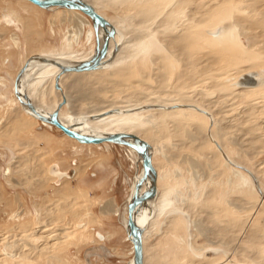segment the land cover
I'll list each match as a JSON object with an SVG mask.
<instances>
[{
    "label": "rangeland",
    "instance_id": "1",
    "mask_svg": "<svg viewBox=\"0 0 264 264\" xmlns=\"http://www.w3.org/2000/svg\"><path fill=\"white\" fill-rule=\"evenodd\" d=\"M101 1L99 12L114 21L117 28L126 30L129 37L141 36L143 28L152 27L157 28L160 39H150L148 46L140 48L142 51L134 49L135 59L126 60L125 64L111 63L106 68L61 78V86L72 97L74 111L79 114L95 105L114 107L137 96L151 103L174 86L183 87V96L167 98V105L190 103L178 105L174 115L164 112L169 107L144 105L132 114L141 116L140 124L124 118L110 125L136 132L156 149L152 159L158 167L157 198L161 205H169L158 210L149 224L144 263L264 264V197L253 189L247 174L222 159L206 136L208 117L191 108L204 109L202 101L228 96L216 113L217 118L213 116L215 125L211 132L230 157L252 169L264 189V128L250 133L264 123V94L259 93L264 90V0L255 7L249 5L252 0H194L200 12L208 13L202 16L190 1L187 9L197 11L191 16L188 10L179 13L177 22L169 24L168 29L158 17L169 12L178 0ZM11 10L19 17L20 28L14 27L17 23L0 22V81L7 80V101L0 98V252L6 243L15 242L24 244L22 250L33 257L31 263L25 264H130L132 244L126 238L124 218L135 183L134 162L141 167L138 158L129 146L117 143L81 146L55 127L29 118L20 111L11 88V78L26 55L82 54L93 49L97 38L86 37L93 24L89 19L80 28L82 16L36 8L22 0H0V17ZM233 21L238 22L244 35L231 42L233 48L227 54L211 46L207 30L221 24L229 28ZM249 36L254 43L246 54L250 59H246L242 49ZM114 42L118 43L119 37ZM124 51L132 53L128 47ZM248 71L259 73L260 90H244L245 96H234L239 88L232 82ZM52 73L48 71L45 78L50 103L55 104L58 97ZM38 80L33 96L43 85ZM150 92L155 94L147 95ZM47 103L42 98L37 105L43 107ZM256 108L261 112L250 121L241 118L244 110ZM152 112L156 121L151 119L153 123L142 125V116ZM59 115L69 118L68 107L62 106ZM18 124L24 127L18 128ZM54 164L63 171L76 168V176L45 179L51 176L48 168ZM111 199L113 208H118L116 214L104 207ZM80 224H86L84 239L73 241L69 237L55 250L46 252L41 246L36 249L38 252H31L32 243L55 241L56 235H46L49 230L59 228L66 232ZM0 264H10V260L0 257Z\"/></svg>",
    "mask_w": 264,
    "mask_h": 264
},
{
    "label": "bare ground",
    "instance_id": "2",
    "mask_svg": "<svg viewBox=\"0 0 264 264\" xmlns=\"http://www.w3.org/2000/svg\"><path fill=\"white\" fill-rule=\"evenodd\" d=\"M22 1L27 2L29 4H32L36 8L40 7V6L30 2L28 0H22ZM73 1H77V2L91 6L93 8V10L97 14L102 16L108 22L109 26H111L113 28V34L111 37L108 38L107 49H106L105 55L99 61L98 65L94 69L83 70V71H67V72L61 73L58 76V78H56V75L59 73L61 66H74L77 64H89L93 60V58L97 54V51L100 49L101 43H102L103 39L105 38V36L107 34V30H108L105 26H102L99 23L94 24L93 29H91L92 28L91 27L90 28L91 30L87 31L86 37L89 39V38H92V36L94 35L97 38V44H96V40H95V47L93 49L85 52V53H82V54H77L78 52H72L71 54H66V53H63V54H58V53L57 54L32 53L30 55H26L25 58L21 61V64H20L19 68L17 69L16 73L11 78V88H12L13 96L15 98L14 101L15 100L17 101L20 111L21 112L24 111L29 116V118L36 119V120L40 121L42 124H45L49 127H55L54 125L47 122V119L49 118V115L53 112V110L56 108L57 104L61 101V98L64 97L65 102L62 106L65 105L66 107H68V114H69L68 117L69 118L66 119V118H63L59 115V112L62 108V106H61L58 110V113H57V119L59 120L60 123H62L64 126L70 128L71 130H73V131H75V132H77L83 136H88V137H106L108 135L116 134V133L130 134V135H134V136L138 137L140 140L144 141L147 144V146H148L147 152H148V155L150 156V162H151V166L153 168L154 174H151L149 172L147 174L146 178L142 177V174H143L142 157L139 153H137L133 148L130 147L129 150L132 152L133 155L135 154V156L138 158V161L141 163V167H139V165L136 164V162H134L135 167L137 169L136 173H135V177H134L135 183H134L133 187L131 188L132 194L129 196V199L127 200V204H128L132 200L134 195L142 196V195L147 194L151 190V188H153V190H154L153 194L149 198L139 202L135 206V208L132 212L133 221H134L135 226L137 227V230L139 231V234H140L141 255H142L141 264H145L144 263V257H145L144 248H145V241L147 238L146 234H149V230H150L149 224L155 218L158 210H163V209L165 210L168 208V205H169V202H165L163 205H161V202H159L158 198H157L158 194L160 192V189L157 185L158 184V167L156 166V164L153 162V159H152V157H153L152 155H154L156 149L151 147L147 143V141L142 136L137 134L136 132H134L132 130H128L122 126L113 128L110 125H112L113 121H115V122L116 121H122V120H124V118L125 119L128 118L133 123L140 124L141 116L137 117V116L132 115V114L136 113L135 109H138V111H141V110H139V108H141V106H144V105H156V106H161V107H169L170 109L167 111H164V112L166 114L174 115L175 112L178 110L177 108H179L178 105H181V104L189 105L190 103L189 102H176V103H172L170 105H167V102H165L167 98L172 97V99H177L176 97H173V96L174 95L175 96L180 95L181 91L184 90L183 87L174 86L173 90H171L170 92L162 93V95H159V98H161L160 100H156V101L151 102V103L143 101V100L141 101L137 98L138 97L137 96V97H134L132 99L127 98L126 100H123L124 103L122 105H114V107H110V106L105 107V106L95 105L90 110H84L79 114L76 111H74L72 97H70L68 95V91H65L64 88L61 86V83H60L61 78L65 77L66 75H70V74H82L83 72H87V71H92V70L95 71V69L97 70L98 68H106L105 66H108L111 63L112 64L113 63L120 64V65H122V63L125 64L126 60L135 59V57H132L134 49L136 50L137 48H139V51H142V49H140L141 47L146 46L147 42L150 43V41H149L150 39H153L154 37H155V39H157L158 36H156V32H157L156 29L157 28L155 29L152 27L151 28L145 27L142 29V31H144V34H142L141 36H137L133 39V36H132V38L129 37L128 32L126 30H122L120 28H117L116 27L117 25L114 23V21H112L111 19H108L101 12H99L98 8L101 7V5H102L101 0H73ZM190 1L192 3H195V5L193 7L197 6V9L199 12L198 14L202 16L204 13L200 12V10L198 8L199 5H198V3L194 2V0H178L177 5H175L174 7L171 6L170 8H172V7L173 8L169 12L164 14L161 18L157 16L162 21V24L161 23H159V24H161L163 26L166 24V27H167V26H169V24L172 25V23L174 24L175 22H177L178 14L181 12L185 14V11H187L189 9L188 7L190 5ZM258 1H260V0H252V3H250L249 5L252 4L255 7V5L257 4ZM258 5L256 6L257 9H258ZM152 6H155V5L152 4ZM40 8L41 9H47V10H53L54 12L62 10L65 12L73 13L76 16L77 15L82 16L81 18H83L84 20L79 19L80 24H81V25H79L80 28L83 25V23H85L86 20H88V21L91 20V18H89L86 14H84L83 12H81L80 10H78L76 8H69L66 6H57V5H51L48 7H40ZM149 8H150V6H149ZM153 8H151V9H153ZM156 8L157 7H155L154 10H156ZM260 8H263V6ZM197 9H194L193 11L188 10L187 14L189 16H191V14L195 13V11H197ZM157 10H158V8H157ZM160 12H161V9H160ZM155 13H156V11H155ZM146 14H148V12ZM205 14L207 15L208 13H205ZM153 17H154V15H153ZM143 18L146 19L144 16H143ZM189 18L190 17H188V19ZM149 19H152V17L150 16ZM146 20H148V19H146ZM1 21H4L5 23H7L9 25H13V24L17 23V25H15L14 27L16 29L20 28L19 27L20 26V19L12 10L10 13L4 14L2 17H0V22ZM140 21H142V20L140 19ZM236 21H238V20H236ZM236 21H233V24L229 28H227L224 24L218 25L220 28L219 31H218L217 27H215L213 29H208L207 32L209 34L211 33L210 37H208V40L211 43V46L218 47L219 49L223 50V52L225 51L227 54L230 53L232 51V48H233V46L231 45V42H235L238 38H242V35H244L243 30L241 31L240 26L238 25V22H236ZM260 22H261V20H260ZM153 27H155V25ZM156 27H158V26H156ZM159 28L161 29V27H159ZM167 29H168V27H167ZM160 32H161V30H160ZM139 33H142V32L139 31ZM163 33L164 32H162L161 34H163ZM158 34H159V31H158ZM168 35H169V33H168ZM116 36L119 37L118 43L114 42ZM161 36H163V35H161ZM14 39H16V38H14ZM162 40H165V39H162ZM172 40L173 39L169 40V42L171 41L170 43H172L173 42ZM165 41H164V43H165ZM245 41H247L248 46L246 48L244 47L242 49L244 52L243 54L246 57V59H250L249 56L246 54L249 51H251V47L254 43V39H253V37L249 36L246 38ZM177 42H178L177 45L181 46V41L177 39ZM167 44H168V42H167ZM67 45L70 47L69 41H68ZM96 45H97V51H96ZM167 46H169V45H167ZM245 46H246V42H245ZM124 47L130 48L132 50V53L129 52L127 54L124 51ZM172 49L174 52L175 50L173 47H172ZM177 54H178V52H177ZM180 56H182V55H180ZM51 70L53 71V73H52L53 87H54V84L56 81L58 87L60 88V90H59V89H56L54 87V89L56 90V95L58 97V101L55 104L50 103L52 101V99H51V96L49 94V90H48V87L46 84V78H45L46 75H48V71H51ZM242 77L245 78L246 81L248 80L247 82H245L246 84L243 83L244 85H242V83L240 84V80ZM37 79H39L38 82L43 83V85H42V87H40V86L38 87L37 94L35 96H33L32 95L33 87H34V84L37 81ZM181 80H183V78ZM183 82H184V80H183ZM98 83H99V81H98ZM232 83L235 86H238V88H239L237 90V92H235L233 95L234 96H245L244 90H260V86L262 84V81H260V76L258 77V80H257L254 71H248V72L240 74L237 77V79L235 81H233ZM180 84H181V82H180ZM184 84H185V82H184ZM164 86H166V85H164ZM6 88H7V80L2 78V80L0 81V98L4 99V100L7 99L6 94L4 92V90ZM157 88L159 89L158 86H157ZM153 89H154V87H153ZM189 89H190V87H189ZM162 90H164V89H162ZM159 91H160V89H159ZM144 93H146V92H144ZM259 93L264 94V90L262 89ZM151 94H155V92H150L147 95H151ZM180 96L182 97L183 95H180ZM227 97L226 96H213L210 100L201 102V105L204 107V109L201 107H197V106H191V108L197 110L198 112H200V113H202L208 117L209 123H208V127L206 129L207 138L209 139V141H211V143H213V144H214V142L217 143V145L220 149L217 148L215 146V144H214V146L218 150L222 159L228 165L244 172L245 174H247V173L242 168L248 169L252 173V175L254 176L255 181L257 182V185L261 191V194H259L257 192L256 187H255L252 179L250 178V176L248 174L247 175L249 176V178L251 180V184H252L253 189H255L256 192L262 198V197H264V189L262 188L260 181H259L258 177L256 176V174H254L252 169L247 168L246 166L242 165L241 163H238L236 160H234L232 157H230L227 154V152L224 150V148L222 147L220 142H218V140L216 138H214V136L211 132L212 127L214 126V117L217 118L216 116L218 114L216 115V113H218L220 111V109L224 105V102H226L225 100ZM42 98L47 99L48 103L46 106L40 107L38 105L40 104V101L42 100ZM156 98H158V97H156ZM114 110H117V112L112 113ZM133 110H135V111L133 112ZM124 111H126V112H124ZM259 112H261V111H258L257 108H256V110L246 109L243 111L241 118L244 117L247 121H250V119L254 118ZM120 115H125V116L121 119V117L119 118ZM153 116H155L154 113L153 114H146L145 117L142 116V119H144L145 122L141 121V124L146 125L147 121L149 123H153V121H151V119L156 121ZM77 117H79V119ZM133 117H135V118L133 119ZM16 119H18V118H16ZM18 122H20V121H18ZM20 124H22V123H20ZM20 124H18V128L24 127V124L22 126H19ZM263 124L264 123H259V125L256 128L251 129L250 133L255 132L256 129L261 130L262 128H264ZM55 128L57 130H59L57 127H55ZM247 131L249 133V130H247ZM65 136L68 137L69 139H71L72 141L77 142L81 146H85V145L100 146L101 144H114V143L120 144L121 146H123V145L127 146L123 143L125 141V139H120L116 142L103 141V142H99V143H85V142H79L75 138L67 136L66 134H65ZM140 168H141V170H140ZM81 170L82 169L79 168V172ZM48 171H49L48 173L51 174V176H49V175L45 176L46 177L45 179H47V180H52L55 177L57 180H60V178L62 179L63 177L72 178V177L76 176V173H77L76 168H70L66 171H63V170H60V168L56 164L49 167ZM58 192H60L61 195H63V192L60 190V188H59ZM127 204H126V215L124 218V227H125V232H126V236H127L126 238L132 244L131 238L129 237V234H128V227L126 224ZM113 205L114 204H113V201L111 199L104 204V207H106L109 210L113 209L114 213L116 214L118 211L117 210L118 208H115V207L113 208ZM197 229H199V228H197ZM46 230H48V228ZM85 232H86V224H82V225L80 224L79 226H76V228H74V230H69L66 232L62 229L54 228L53 230H49V232L46 233V235L47 236L56 235L57 237H56L55 241L50 243L49 241L46 240L47 242L45 241V243H42L40 245L32 243L31 247H30V248H32V250L31 249L30 250H31V252L34 251L33 249H35V251H36V249L40 248L41 246H42V248H44V250H46V252L51 251V249L55 250L56 248H58L59 246L62 245L61 243H64L63 239H65V238L72 237L73 241L74 240L76 241V239H78V240L84 239L85 238V235H84ZM34 234H36V235L38 234L39 236L42 235V233H34ZM23 245L24 244L19 246L15 242L6 243L3 246V250H4L3 253L0 252V257L3 260H8V261L10 260V264H25L26 262L31 263L33 261V257L31 255H29V252H26V251L24 252L22 250ZM40 251L41 250H39V252ZM36 252H38V251H36ZM36 252H34V253H36ZM16 256H18L19 259H15ZM36 256H34V257H36ZM130 264H134V262H133V249H132V259L130 261ZM228 264H242V262L236 263L234 261H230V262H228Z\"/></svg>",
    "mask_w": 264,
    "mask_h": 264
},
{
    "label": "water",
    "instance_id": "3",
    "mask_svg": "<svg viewBox=\"0 0 264 264\" xmlns=\"http://www.w3.org/2000/svg\"><path fill=\"white\" fill-rule=\"evenodd\" d=\"M28 1L38 5L40 7H48L51 5H57V6H66L69 8H76V9L80 10L81 12H83L84 14H86L89 18H91L93 25L96 23H99L108 29L107 34H106L105 38L103 39V41L101 43V47L98 51H97V45H96L97 54L95 55V57L93 58V60L89 64H77L74 66H61L59 73L56 75V78H58V76L63 72L91 70V69H94L98 65L99 61L105 55V52L107 49L108 38L111 37L113 34V28L111 26H109L108 22L102 16L97 14L91 6L77 2V1H73V0H28ZM247 81L245 78L242 77L240 80V84L241 83L246 84L245 82H247ZM54 87L56 89L60 90L56 81H55ZM64 102H65L64 97H62L61 101L57 104L56 108L49 115L47 122H49L50 124L57 127L59 130H61L67 136L73 137L79 142H85V143H99V142H103V141L116 142L120 139H125V141L123 143L125 145L133 148L142 157V171H143L142 177L146 178V176L149 172L151 174H154V171H153V168H152L151 162H150V156L148 155V152H147L148 146L144 141L140 140L138 137H136L134 135L124 134V133L111 134V135H108L106 137L83 136V135L71 130L70 128L64 126L57 119L58 110L64 104ZM214 144L217 148H219L216 142H214ZM242 169L250 176V178L252 179V181L256 187L257 192L259 194H261V191H260V189L257 185V182L255 181V178L252 175V173L248 169H245V168H242ZM153 191H154L153 188H151V190L145 195H142V196L134 195L132 200L127 204L126 224L128 227L129 237L131 238V241H132L134 264H141L142 255H141L140 234H139V231L137 230V227L135 226V223L133 221L132 212H133L135 206L139 202L149 198L153 194Z\"/></svg>",
    "mask_w": 264,
    "mask_h": 264
},
{
    "label": "flooded vegetation",
    "instance_id": "4",
    "mask_svg": "<svg viewBox=\"0 0 264 264\" xmlns=\"http://www.w3.org/2000/svg\"><path fill=\"white\" fill-rule=\"evenodd\" d=\"M216 27L218 28V31H219V29H220L219 26H216ZM213 28H215V27H211V28H209V29H213ZM208 34H209V33H208ZM210 34H211V33H210ZM239 39H240V38H239ZM247 46H248V43H247V41H246V46H244V47L246 48ZM254 72H255V76H256V78H257V80H258V75H259V74H258V72H256V71H254ZM236 79H237V78H236ZM236 79H235V80H236Z\"/></svg>",
    "mask_w": 264,
    "mask_h": 264
},
{
    "label": "crops",
    "instance_id": "5",
    "mask_svg": "<svg viewBox=\"0 0 264 264\" xmlns=\"http://www.w3.org/2000/svg\"><path fill=\"white\" fill-rule=\"evenodd\" d=\"M215 125V124H214Z\"/></svg>",
    "mask_w": 264,
    "mask_h": 264
}]
</instances>
